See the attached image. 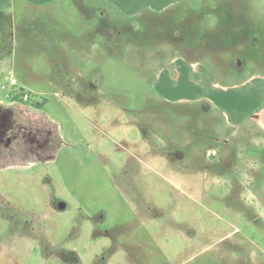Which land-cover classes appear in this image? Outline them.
<instances>
[{"label": "rangeland", "instance_id": "374dc122", "mask_svg": "<svg viewBox=\"0 0 264 264\" xmlns=\"http://www.w3.org/2000/svg\"><path fill=\"white\" fill-rule=\"evenodd\" d=\"M51 1L57 45H35L17 9L15 33L0 25L1 62H38L29 85L0 68V264H264L256 0ZM169 60L198 62L204 93L165 99Z\"/></svg>", "mask_w": 264, "mask_h": 264}, {"label": "crops", "instance_id": "0c3cea01", "mask_svg": "<svg viewBox=\"0 0 264 264\" xmlns=\"http://www.w3.org/2000/svg\"><path fill=\"white\" fill-rule=\"evenodd\" d=\"M48 1H50V0H0V11H1L0 25L2 22H5L6 20H8L10 22V25H12V32L15 33V31L17 29V24H15L14 19H11L10 17H13V16L15 17V12L17 11L18 15L20 16V23L22 25L21 27L23 29L30 28V29H33L34 31H36L35 33H36L37 38L35 40V45H37V43H39V42H42V43H44V42L50 43L51 42L52 45L59 44V40L57 38L58 37V30L60 28V25L58 23L59 14H58V12H50L49 10H45L44 7H42V4L46 3ZM161 1H163V0H148L147 3L151 2V3H153L154 6H158V5H160ZM168 1H170L171 3L173 2V0H168ZM51 2H53V0ZM118 2L126 4V2L124 0H118ZM256 3L259 4V8L262 9V11L259 12V16L264 18V0H256ZM16 5L18 6L17 8H16ZM5 11L7 13H5ZM13 11H15L14 14H13ZM7 14H8V17H7ZM30 29H28V30H30ZM32 44H34V43H32ZM35 49L37 51V48H35ZM31 52H33V51H31ZM38 57L41 59L40 62L43 63L44 56L39 55V56H37V58ZM196 64H198V62H194L193 64H190V65H185L183 62H178V61L176 62V60H169L167 62L166 66L170 67V71L169 72H167V71L163 72L166 74L167 78L164 79L163 87H162V91H163L162 95L164 96L165 99L172 100V99L176 98V99L190 100L192 98L198 97L199 94L204 93L203 83L208 82L210 78L208 79L206 77L205 71L200 70V68L195 69L194 66ZM16 67H18L20 69L18 71V73L15 72ZM37 67H38L37 61L33 62V61H29L28 59H22V60H20V62H17V60L9 58L7 62L5 61V62L0 63L1 69H4V68L12 69L9 79L14 76L17 79L18 83H20L21 85L32 84L28 80H30V78L32 79L31 76H33V75L38 76V71L36 69H34ZM247 80H244L242 82H245ZM256 82L259 85V82L258 81H256ZM35 83H37V82H35ZM0 84H1V80H0ZM28 89L32 90V88H28ZM32 91L35 92L36 94L42 95V99L40 102H38V101H34V102L41 103L43 100H45L43 98V95H45V93L43 92L42 89L41 90H35V91L32 90ZM253 91L254 92L258 91L257 87L253 88L251 94L254 93ZM225 94H227V95H225ZM213 95L215 96V99L218 100V102H220L219 100L224 101L225 100L224 98L226 96H227V99L229 100V102H231V100H233L236 103L237 102L236 99H238L236 97V95H233L230 93L219 92V91L214 92ZM20 96H21V93H20ZM252 96H253V94L249 95V96L242 95L239 97V99H242L243 101L246 102L247 99H249V97H252ZM25 102H26V104L31 105L27 101H25ZM44 104H45V102H44ZM43 105L41 107H38V108L33 107L32 105H31V107H33L35 110H39L43 107ZM249 106H250V104H249ZM249 106H248V104L247 105L246 104H239L238 106H236V105L230 106L228 104L226 107L224 105V108H226V110H228L232 116H235L236 118L238 117V119H239L242 116L243 117H245L246 115L252 116L254 114L252 108ZM6 139L7 138L4 137V140H3V141H5L4 145L8 144V146H9L12 142L9 143V140H6ZM15 140H17V134L15 135ZM27 143H28V140H26V145H24V148L27 146ZM31 143L33 144L34 142H30V144ZM35 143H36V145H35L36 149H39L38 152H40L41 149L43 148V146L41 145V147H39V145H37V142H35ZM19 146H21V145H19ZM50 147L52 148L51 145H50ZM54 157H55V155H54ZM117 165H119V164H117ZM148 170H149V168H148ZM147 172L148 171H146V168H144L143 171H141V172L139 171L137 173H134V175H136V174L146 175L145 173H147ZM196 172H198V170H196ZM17 183L21 184L23 182H22V180H19V181H17Z\"/></svg>", "mask_w": 264, "mask_h": 264}, {"label": "flooded vegetation", "instance_id": "af4514ba", "mask_svg": "<svg viewBox=\"0 0 264 264\" xmlns=\"http://www.w3.org/2000/svg\"><path fill=\"white\" fill-rule=\"evenodd\" d=\"M7 116L0 113V142L4 140ZM4 127V128H3Z\"/></svg>", "mask_w": 264, "mask_h": 264}, {"label": "trees", "instance_id": "16d2710c", "mask_svg": "<svg viewBox=\"0 0 264 264\" xmlns=\"http://www.w3.org/2000/svg\"><path fill=\"white\" fill-rule=\"evenodd\" d=\"M29 94V93H28ZM21 96H23V95H21ZM29 96V95H28ZM25 101H27L29 104H31L33 107H41L43 104H44V102H45V100H43L41 103H38V102H34L32 99H31V97L29 96L28 97V99H26Z\"/></svg>", "mask_w": 264, "mask_h": 264}, {"label": "built area", "instance_id": "2783aa9c", "mask_svg": "<svg viewBox=\"0 0 264 264\" xmlns=\"http://www.w3.org/2000/svg\"><path fill=\"white\" fill-rule=\"evenodd\" d=\"M10 82H11V83H14L15 81H14V79H11ZM21 95H23V96H21V98H22L23 100H26V99H28V97H29V96H28V93H27V94L24 93V94H21Z\"/></svg>", "mask_w": 264, "mask_h": 264}]
</instances>
